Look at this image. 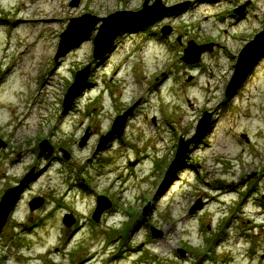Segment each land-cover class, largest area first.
<instances>
[{
	"label": "rangeland",
	"instance_id": "rangeland-1",
	"mask_svg": "<svg viewBox=\"0 0 264 264\" xmlns=\"http://www.w3.org/2000/svg\"><path fill=\"white\" fill-rule=\"evenodd\" d=\"M35 1L0 0V200L31 175L0 232V264H264V124L255 123L264 119V55L225 97L240 52L263 30L264 0H161L175 11L119 33L98 61L100 22L58 57L70 21L135 14L145 0ZM189 45L205 47L191 51V65L181 60ZM133 106L122 136L96 153ZM204 113L207 131L166 175ZM42 141L51 158H38ZM98 196L112 207L94 223ZM35 199L43 205L31 212Z\"/></svg>",
	"mask_w": 264,
	"mask_h": 264
},
{
	"label": "water",
	"instance_id": "water-1",
	"mask_svg": "<svg viewBox=\"0 0 264 264\" xmlns=\"http://www.w3.org/2000/svg\"><path fill=\"white\" fill-rule=\"evenodd\" d=\"M78 0H74L70 3V7L77 6ZM152 0H145L142 6L141 11L135 14H116L111 15L106 19L98 20L93 19L91 17H82L80 19H73L70 21L68 28L66 31L60 36L59 43V53L60 55H64L67 53L72 47L80 44L84 40L87 39L89 34L93 32L94 28H96L97 24L100 22L102 25L98 28V32L96 38L94 39V51L93 57L95 60H98L100 57L111 52L112 43L119 33L127 30H131L136 27H147L154 25L155 23L161 21L166 15H171L175 9L162 10L161 9V0H153L154 4L152 6H148L149 2ZM237 13H240L239 11ZM167 32H164L163 35H167ZM205 47L195 48L193 45H189L188 49L184 51V57L182 61L187 64H195L199 61V55L196 58H191L190 53L192 50L202 51ZM264 55V27L263 30L255 36L253 41H251L245 48L241 51L236 66L234 68V73L232 78L229 81V84L225 91V96L230 97L235 94V92L240 88L243 84L247 76L250 74L252 69L256 66L259 59ZM90 75V66L86 67L84 70L78 72L75 76V80L73 85L68 89L67 94L64 98L63 108L67 109V107L71 104L73 99L84 89V85L87 82ZM135 106L129 109L125 114L118 117L113 125L111 132L100 139L99 145L97 147V151L104 149L108 143L115 139L116 137H121L123 131L125 129L127 120L130 116H132L133 110ZM209 124V115H204L202 120L199 122L196 137L188 142H183L182 140L179 143V149L176 154V157L169 167L167 175L174 173L179 164L182 163L187 155L189 154V147L194 142V140L201 135H203L207 131V126ZM88 140V135H86L79 144V147H83ZM6 145L0 141V148H5ZM53 154V149L48 144L47 141H43L39 145V154L38 158H50ZM64 160H68L69 156L66 152L63 153ZM31 180V175L24 178L18 186L9 189L5 192L0 201V232L4 227L7 218L12 213L13 209L17 205L24 187ZM43 205V200L35 199L29 203V209L31 212L39 209ZM199 204L194 206L190 213L194 212L199 208ZM111 207L110 202L104 198L99 197L97 199V206L93 215V219L96 223H98L101 215L104 211L108 210ZM75 221L72 216H66L63 220V224L67 228H71L74 225ZM153 237L159 236L155 231L152 233ZM179 254L182 258H184L185 253L179 251Z\"/></svg>",
	"mask_w": 264,
	"mask_h": 264
},
{
	"label": "bare ground",
	"instance_id": "bare-ground-1",
	"mask_svg": "<svg viewBox=\"0 0 264 264\" xmlns=\"http://www.w3.org/2000/svg\"><path fill=\"white\" fill-rule=\"evenodd\" d=\"M6 1H7V0H6ZM9 1H11V0H9ZM35 2H36L37 4H40V2H42V1H41V0H36ZM36 3H33V5H35ZM22 7L24 8L25 6L22 5ZM25 10H26V9L24 8L23 11H19V12H18V15H22V13H24ZM24 22H25V21H24ZM41 22H45V21H41ZM35 23H37V20H36ZM1 26H2V25H1ZM3 26H4V25H3ZM255 123L258 124V125H263V124H264V119L256 117V118H255ZM98 256H101V255H100L99 252H96V253H95V257H98Z\"/></svg>",
	"mask_w": 264,
	"mask_h": 264
}]
</instances>
